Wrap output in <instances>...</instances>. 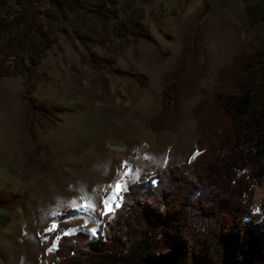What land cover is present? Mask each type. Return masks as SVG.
<instances>
[{
  "label": "rangeland",
  "instance_id": "1",
  "mask_svg": "<svg viewBox=\"0 0 264 264\" xmlns=\"http://www.w3.org/2000/svg\"><path fill=\"white\" fill-rule=\"evenodd\" d=\"M11 1L0 3V14ZM105 5L101 15L66 0L65 14L51 22L56 40L36 63L47 78L33 82L32 95L55 109L39 111L22 98L20 75L0 77V189L6 186L17 196L13 208L0 207V264H49L47 244L37 237L49 204L60 207L61 218L84 210L77 206L82 190L95 210L93 217L79 211L80 220L53 237L57 264L53 244L59 235L77 230L101 235L129 183L172 164H190L196 153L193 105L212 91L219 68L229 66L241 48L257 44L264 32V19L245 24L243 0H105ZM125 17L139 20L151 38L117 35L114 24ZM184 25L197 35L194 56L187 55L185 65L201 75L195 90L179 101L173 128L154 130L149 120L160 105L162 77L177 64ZM183 75L179 85L188 84ZM256 161L264 171V153ZM117 181L123 190L110 201L108 216L100 215ZM250 182L254 223L264 230V174Z\"/></svg>",
  "mask_w": 264,
  "mask_h": 264
},
{
  "label": "trees",
  "instance_id": "2",
  "mask_svg": "<svg viewBox=\"0 0 264 264\" xmlns=\"http://www.w3.org/2000/svg\"><path fill=\"white\" fill-rule=\"evenodd\" d=\"M65 1L12 0L0 14V77L20 75L21 97L39 111L55 109L36 100L32 90L35 80L47 78L36 63L56 40L51 22L65 14ZM74 1L106 15L105 0ZM243 13L247 26L263 20L264 0H243ZM114 31L151 38L131 17L119 19ZM189 31L184 25L177 64L162 77L160 105L149 120L154 130L173 128L179 101L195 90L201 75L185 65L197 38ZM182 74L188 84L179 85ZM192 113L196 153L190 164H172L129 183L101 235H59L57 264H264V230L254 223L250 206V180L264 174L256 161L264 153V32L219 68L217 83ZM16 198L6 186L0 189V207L13 208Z\"/></svg>",
  "mask_w": 264,
  "mask_h": 264
},
{
  "label": "bare ground",
  "instance_id": "3",
  "mask_svg": "<svg viewBox=\"0 0 264 264\" xmlns=\"http://www.w3.org/2000/svg\"><path fill=\"white\" fill-rule=\"evenodd\" d=\"M125 171H128V170L126 169ZM76 189H77V191H79L78 190L79 188H76ZM114 189H115V186L113 187V189H111L110 192H108L106 194L105 200L101 203L102 210H101L100 215H103L106 217L110 213L111 210H108V208L105 207V201L109 200V198L113 195ZM81 191L78 194L79 198H78L77 206L84 208L85 211L83 209H80V210L78 209L74 213L68 215L67 217L61 218L59 215H57L60 207L56 206V204H54V203L49 204L48 205V208L50 209L49 215H47L45 220L42 222V226L37 228L38 239L41 240L44 244H47V250H46L45 254H46V259L49 260V264H53L52 254H51V251L49 250V249H51L53 237H55V235L57 233L69 229L72 225L75 224V222L80 220L79 219V213H78L79 211L86 212L90 217H93L95 215L94 204L92 202H90V200L88 201V199L84 196V194ZM118 195H119V193H118ZM109 203H110V207H111L112 204H111V202H109ZM89 205H90V207H89ZM111 209H112V207H111ZM53 226H55L54 230H50V229H53Z\"/></svg>",
  "mask_w": 264,
  "mask_h": 264
},
{
  "label": "snow or ice",
  "instance_id": "4",
  "mask_svg": "<svg viewBox=\"0 0 264 264\" xmlns=\"http://www.w3.org/2000/svg\"><path fill=\"white\" fill-rule=\"evenodd\" d=\"M125 175H126V173H125ZM121 190H123V185L119 181H117L115 189L113 190V195L109 198V200L105 201V207L108 208V210H112L111 207H110V203L109 202L110 201H114L117 198L118 193ZM116 206L119 207V204L117 203ZM89 207H90V205H89ZM54 227L55 226H53V229H50V230H54ZM58 239H59V237H57V240ZM53 248H55V244H53ZM49 250L51 251L52 249H49Z\"/></svg>",
  "mask_w": 264,
  "mask_h": 264
}]
</instances>
